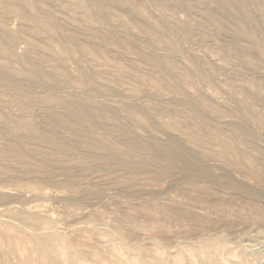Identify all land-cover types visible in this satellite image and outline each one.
<instances>
[{
  "label": "bare ground",
  "instance_id": "obj_1",
  "mask_svg": "<svg viewBox=\"0 0 264 264\" xmlns=\"http://www.w3.org/2000/svg\"><path fill=\"white\" fill-rule=\"evenodd\" d=\"M73 1H74L75 5L80 10H82V12L86 16L93 17L102 23H109L111 21L108 11L103 7L105 5L102 6L100 3V0H73ZM119 1H121L124 5H127L129 9L131 8L130 10H132L134 12V14L142 15L148 9V3L146 4L144 2V0H119ZM151 1H152V3L154 2V0H151ZM151 1H149V2H151ZM179 1L182 2L184 0H182V1L179 0ZM193 1H195V0H193ZM207 1L210 3L211 1H215V0H207ZM260 1H261V6L259 7V9H260L261 14L263 15L262 24L264 27V4L262 3L263 0H260ZM192 2L191 3L188 2V5L193 6ZM223 2L226 6L229 7V9L231 11L230 12L231 13L230 18L235 23V28H234L235 33L234 34H237V35L244 37L247 41V43H245V44H241L240 43L241 41H240L239 42L240 46H238V47L241 48L242 50L244 49L243 52H245V50L254 51L264 58V42L261 41L262 39H260V37L257 33V30H258V27L260 24H259V21H257L258 19L256 20L254 14L252 13L253 10L251 11V8H249L248 3L250 1L248 2V0H229V1L223 0ZM157 3H158L157 6L160 7L159 10H162L163 13L169 11L170 5H168L167 1L161 0L160 2L157 1ZM185 4H187V3H184V5ZM206 4H207V2H206ZM214 4H215V2H214ZM217 4L218 3H216V6H217ZM219 4L221 5L220 1H219ZM200 5H203V4H200ZM195 6H196L197 10L200 9L199 4H198L199 7H197V5H195ZM152 7H154L153 9H155L156 6H152ZM202 7H205V6H202ZM38 8H39V5H38ZM206 8L207 7H205L204 9H206ZM220 8H221V6H220ZM150 9L151 8H149V10ZM5 11H6L7 15L10 12H19L20 13L23 11V6L11 4L5 9ZM49 11L44 10V8L43 9L39 8V9L35 10L34 15H33V21L35 22V30L37 32L40 30L45 31L49 35L50 38H54L55 41L57 40L59 43H61V48L57 49V48H55L56 44H54V42H49L45 46H42V48L48 50L46 53L48 54L49 57H47V56L44 57V55H43L41 59H36V58L32 57L31 54L29 55L27 53V51L25 50L27 54L25 53V55L22 56V60H23V62H25L26 65H28V67H27V70H28L27 73L28 74L27 75L29 78V82H27L28 79L26 82H25V80H22L23 77H26L27 75L23 76L22 79H19V77H15L12 73L10 74L9 72H6V70H5V72L2 70L0 71L1 85H3L5 88L11 89V90H13L19 94V97H17L15 99V101L20 105V107L22 109L21 112L20 111L18 112L19 114L17 116H13V117H10V115L5 116V114L2 115L3 113L1 114V112H0V121L3 122L2 124H4V127L1 126V128L6 129V130L0 129V142L1 141L4 142L3 146L2 147L0 146V160H2V161L8 160L11 157L16 158L18 163L20 162V164H21V165H19L21 172H23L25 174H31L32 173L33 174L32 177L34 178V179L33 178L32 179L36 183L38 188H40L39 184H41V186H42V183L43 184L46 182L49 183L48 180L49 181L53 180L54 183L60 184L61 186H62V184H64L66 187L71 189V191H77V189L83 185V182H80V180H78V179H74L77 177H73V178L70 177L71 179H69L67 181L65 180V182L62 179H55L54 180L55 170H58V168L60 167L59 166L58 168H56L55 164L60 160L61 154H66L67 152H69V150L71 148L70 146H67L63 142L64 141L63 136L69 135L71 138H74V140L76 139L79 142H82L83 145L92 149L93 154L96 157V159L99 160L100 162L104 163V164L111 165V167H112V165H116L117 168L118 167L120 168V170L124 169L127 172H132L133 174L136 172H141V173L144 172V173H149V174L152 173V176H154V179L155 178L161 179V180L162 179H169V185L167 186L165 191H167V190L172 191V190H176V189H178L179 191L178 192L176 191L178 195H176V193L171 192V195L175 194L174 196H176V197H173V196L168 197L166 202H160V201H157L155 199V198H157V196H161V194L164 193L162 189L156 188L157 186L155 187L156 189H152V190H150L151 188L148 189L145 187H142V188L140 187V188H137L135 191H128V190L123 191V194L125 196H127V195L124 192L132 193V194L134 192V194L136 193L137 195H142V194L148 195V193H149L151 195L149 197H147L145 195L146 199L145 200L143 199L144 202H142V204H140V206H138V208H139V213H141L144 216L143 218H145V220L148 221V222H146L147 226L151 227V229H152L151 232L148 230L150 232L149 238H151V240H153L154 244L156 245L154 247L155 248L154 251L151 249L152 252L150 250H145L142 247L141 242H140V244L138 242L135 245H131V243L129 241L128 242L130 244H128L127 241L124 242L122 240L123 238L121 237V235H119L120 236L119 238H115L117 235L115 236L114 234L119 233L117 231V230H119V227L117 229H115L117 231L116 233H112L111 230H109L106 226H103L102 224H100V222H98L99 224L92 223L94 225H92V224L90 225L89 223H85V222H80V223H82V224L84 223V225L86 224L87 226L88 225L91 226L92 227L91 230L95 229L100 235L103 236L104 239H106V238L109 239L112 242V249L110 247L111 252H113V251L118 252L119 255H121V256L126 255V257H122L121 259H118V262L120 260H123V262H120V264H123V263H127V264H167L168 262H166V261L168 258H166L164 256L165 254L163 255V252H161V250L157 247V244L162 243V240L168 241V239H169L168 235L171 236L170 234L175 230V229L172 230V228H171L174 225H179V226L185 227V229H186L185 232H183L184 230L183 231L179 230V231L182 234L187 232L189 238L191 239L190 241H187V243H186L187 245L184 244L186 246V248L192 249L191 250L192 252H189V253H191V255L192 254L193 255L194 254L199 255V254L205 253V257L203 255L201 257L200 262L196 263V262H194L195 260L192 259L191 256L186 255V253H187L186 251L190 250V249L184 250L185 248L183 249L182 247H180L181 248L180 249L179 248L180 245L179 246L177 245L178 246L177 248H179V249H177V252H175V255L172 257L173 258L172 261L175 262L173 264H222L221 260H220V256L221 257L223 256V254H222L223 250L220 247L221 243H219V242H221V238H220L221 235L219 233L220 228L222 226L233 227V226L241 225L243 223L251 222V221L253 223L258 222L260 215L263 213V210H264L262 208V206L264 205V148L260 147V145H259L260 148H257V149H259L257 151V153L258 152L259 153L253 154V153H251V151L253 149L251 151H249L248 149H246V147L244 148L243 144H242L243 147L240 146L241 143L239 142V140L241 138L240 135L242 133L246 134L245 138H247V140H250L253 142H255V141L257 142L258 140H260L259 136L257 137V135H259V134H257V132L255 130L257 127H255V129H254L253 128L254 126L252 127V125H251L252 123L257 125L258 128H260L259 130H261L263 132L262 134H264V119H262V117H260L258 115L259 112L256 109H254L255 107L253 108L254 105L251 106L252 103L250 102L251 101V99L249 97L250 95H244L240 99L237 98V100L234 99V100H236L235 102H237V105H234V106H238L241 110H243V112H244L243 116H244V114H246L245 117H247V120H245V118H242V120H241V117H240V119H237L236 117L234 119L232 117H230L231 119H228L229 117H227L225 115L226 114L229 115L230 112L232 111V110L230 111V109L233 107L232 105L234 104V101L232 100V98L233 97L236 98L235 96H233V95L230 96V99L233 101V103H229L231 107L229 106L230 109H227L226 106L224 107L223 105L217 103L216 98L214 99L215 100L214 101L212 96H211L212 99H210V98L209 99L208 98L201 99V98H197V97L192 96L190 93H188L189 91L186 92V90L184 89L182 84L172 86L171 91H173L177 94L178 93L181 94L179 97H174V100L178 104L179 107H181L183 110H186L189 113H191L193 118H196V120H198V121L204 122L207 126H209V127L214 126V127H212L213 129H211L209 131L208 135L205 137L196 131L194 134H191L192 131L189 132V130H191V129H188V130H185V129L182 130L181 129L182 131L180 133H168L166 138L165 137L163 138L162 135H160V136H162V138H161L160 136L158 137V135H156L157 137L154 136L155 134H153V135L148 134V136H146V135L143 136V135L138 134V133H132L133 132L132 128H135V127L131 128V126H130V123H131L130 116H132V115H130V116L128 115L129 117H123L122 114L120 113V107L117 104H112V103L110 104L109 102H107L103 98V94L105 92L104 86L100 85V83H98V80L93 79L87 70L80 69L78 72V75L74 76L73 74L69 73L67 70H65L63 68L64 67L63 66L64 61L66 59L73 58L75 55L76 49L84 43V41H82V40H83V38H85L87 33L83 29L69 30L67 32H63L60 24L57 22V18L55 19L54 15L51 13L52 11L51 10H49ZM205 11H207V10H205ZM238 11L240 13H238ZM154 12H156V11L154 10ZM181 12H183V11H181ZM4 15H1V16H4ZM218 16H220V15H218ZM218 16H216L215 18H212V19L210 18V22L212 23V25L215 28V33L213 32L214 36H216V38L221 37V39H222V36L226 35V33L224 34L222 32L223 28H225V27H223L224 26L223 25L224 22L222 21L223 19H221ZM161 19H162V17H161ZM181 22H183V21H181ZM18 23H19V21H18ZM176 23L177 22H174V24H176ZM87 24H89V23H87ZM229 25H230V22H229ZM225 26H227V25H225ZM193 27H194V24H193ZM231 27H233V25ZM113 28H115V27H113ZM142 28L146 33L145 36L150 40V42H155V43L159 42V43H163L167 47L176 48L175 42H173L170 39V37L168 36L166 29H165V25L160 19L156 18L154 22L145 23ZM188 28L190 29V26ZM109 29H110V31L103 34V35H100L101 37L98 35V37H100V39H101L100 42H103L100 44L107 43V42L111 41L112 38L117 36L116 32H118L119 30L115 31V32L112 31L111 25H110ZM193 29L194 28H192V30ZM210 31L212 32V30H209V34H210ZM205 32L208 33V29ZM118 34H119V32H118ZM194 34H195V31H194ZM227 36H231V35H227ZM87 37H89L87 39L90 42H91V40H93V38L90 40V36H87ZM137 37H140V36L137 35ZM236 38H238V37L236 36ZM94 39H96V38L94 37ZM227 39H230V38H226L225 40H227ZM16 40H17V36L11 35L6 30L5 31L0 30V46L4 50L11 51V48L14 46L13 44H14V42H16ZM88 40H86V41H88ZM182 40L184 41L185 39L182 38ZM227 41L229 42L231 40H227ZM234 41H236V39H234ZM235 43H237V41ZM97 44H99V43H97ZM231 44H233V43H231ZM40 45L41 44L37 43V44H35V47L40 48L41 47ZM182 45L183 44L181 43V46ZM105 46L107 47V44ZM184 46H186V43ZM201 46L202 45H200V47ZM104 47H102V48H104ZM177 47L180 50L183 49L184 51H185V49H187V48H184L183 46L181 48L179 46V44ZM102 48H100L99 52L105 57L106 61H108L107 63H111V65H112V62H109L111 60V57L109 58V55H108V53L110 52L111 49L108 52L107 50L102 49ZM138 48H140V47H138ZM212 48H213V46H212ZM158 49L159 48H157L156 51ZM202 49H200V50H202ZM62 50L65 52L66 55L62 53ZM206 50H207V48H206ZM214 51H215V49H214ZM216 51L218 53L219 50L216 49ZM216 51H215V53H216ZM186 53H188V49H187ZM119 54H120V51H119ZM177 54H179V53H177ZM188 55H189L190 59L194 61L195 64L189 68H184L181 70L173 69V67L169 63V62H171L172 59L169 61L167 54H164V52L159 53V52L154 51V52L150 53L148 56L146 55L147 56L146 59L149 61V63L155 69H157L161 73L162 77H164V78H176L178 76H182V77L196 79V76H198L200 74L201 75L200 77L206 79L207 81H212V73L211 72L213 70L211 71V69L208 70V69L203 68L204 64L206 65L208 62L205 63L204 60L200 61L199 59H197L196 57H194L190 53H188ZM227 55H226V57L229 56V55L228 56ZM52 56L56 58V60L59 63V66L55 69H47V67H46L47 65L45 66V62L47 61L48 58H50ZM235 56H236V54H235ZM247 56H248V54H247ZM113 57H116V56H113ZM241 57H243V56H241ZM125 59L127 60V58H125ZM204 59H205V57H204ZM246 59L248 61V58H246ZM225 60H228V59L226 58ZM234 60H235V58H234ZM171 63H173L172 65H178L177 64L178 61L173 60ZM241 63H242V61H241ZM115 65L118 67L116 70L122 69V71H125L124 70L125 67L121 63L117 62V63H115ZM132 65H135V64H132ZM242 65H243V63H242ZM112 66L114 67V65H112ZM240 66H241V64H240ZM136 67L137 66H135V68ZM248 68H249V66H248ZM217 70H219V69H217ZM110 71H111V69H110ZM14 72L16 74L15 70H14ZM92 73H93V71H92ZM214 73L216 74V71ZM234 73H232V74H234ZM244 73H246V72H244ZM241 75H239V76H241ZM213 77H214V75H213ZM224 77H226V76H224ZM227 78H225V79H227ZM173 81H175V80H173ZM228 81H230V80H228ZM232 81L230 82V84H232ZM215 82H216V80H215ZM226 83H228V82H226ZM108 84H111V83H108ZM234 85H235V83H234ZM66 87L70 88V90L65 89ZM75 87H78V88L81 87L82 90L80 89L81 91L77 92L75 90L76 89ZM250 87H251V85H250ZM37 88H41L38 90V93L40 92V90H42V92L45 93V95H46L47 91H49V92L51 91L50 92L51 94L50 93L48 94L49 96L44 97V99L48 100L50 102V104H48L45 101L47 104H46V106L44 105V109H45L43 111L44 114L41 115L42 118L40 120L39 119L37 120L35 118H31L30 113L27 114V111L31 110V109L26 110V108L28 106L27 104H29V101L32 102V104H33V102L37 101V103H38V101H41V97L43 95H39L36 92ZM72 88H75V89H72ZM185 88H187V87H185ZM248 88H249V86H248ZM257 88L258 89L256 90L255 95H257L258 97L264 96L263 95L264 94V85L258 86ZM64 89L66 91L68 90L67 94L65 92H64L65 94H63L62 91ZM110 89H111V92L113 94H116V95L119 94V96L121 95V92H119L120 89L118 90L114 86H111ZM222 89H224V88H222ZM227 89H229V86ZM235 89H237V88H235ZM121 91H122V89H121ZM237 91H236V93H237ZM241 91H243V90H241ZM60 92H62V94H60ZM112 93H111V95H112ZM124 93L125 92H123V95H124ZM162 93H163L162 89H159L157 91L158 96H161ZM90 95H91L92 99H93V97L95 99L94 100L88 99V98H90V97H88ZM234 95H235V93H234ZM206 96H208V95H206ZM104 97L106 98V96H104ZM122 98H123V100H122ZM125 98H126V96H125ZM125 98L121 97L120 99L124 102ZM44 99L42 98V101ZM117 99H119V98H116V100ZM138 99L141 100L140 97L134 99L135 100L134 102H132L133 100L131 102L129 100V102L132 103L130 105V107L133 108L131 112L132 113L133 112L134 113H136V112H143L144 113L145 112V113H147V116H148L147 118L151 122V124L156 123L155 114L153 115V113H152L153 110L150 111V109L154 108V110L158 111L162 108H166L165 107L166 105H163V103L159 102V104H152V105L149 104L151 106L147 107L145 104H143V102L139 101ZM262 99H263V97H262ZM119 100H118V102L121 103L122 101H119ZM11 101H12V99H11ZM13 102H14V100H13ZM16 102H14V103H16ZM126 102H125V104H128V102L127 103ZM219 102L221 103V101H219ZM32 104H30V105H32ZM255 105H257V104H255ZM0 106H1V108L2 107L4 108V106H2V105H0ZM42 106H43V104H42ZM9 108H11V107H9ZM41 108H43V107H41ZM0 110L3 111L2 109H0ZM32 111H34V110H32ZM32 111H30V112H32ZM234 112H236V111H234ZM180 113H182V112H180ZM35 114H36V112H35ZM28 115H30V116H28ZM222 115H224L225 118L227 117V119L220 120L218 117L221 116V118H222ZM230 115H232V113ZM37 117H39V116H37ZM98 117H109V118H111L115 124L114 126L118 127L121 130V131L119 130V132H122L123 137H125L127 140L130 141L133 151L127 150V149L122 147V145H123L122 142H124L123 141L124 138L119 136V135L115 134V135H112L111 137H108L106 135L107 137H102V138L94 136V134H92V131L95 127V123H97ZM185 118H186V116H185ZM138 121L140 123H142L141 119L140 120L138 119ZM162 123H163V121H162ZM183 124H185V123H183ZM147 129H149V128H147ZM116 131H118V130H116ZM19 135L21 137L26 136L27 138H25V139H28V137H29V139H33L36 143L35 146L31 145L30 148L28 146V149L22 148L19 144L20 142L16 138V136L18 138H20ZM260 137H262V136H260ZM242 139H244V138H242ZM23 140H24V138H23ZM247 140H245V141H247ZM261 140H264V139L261 138ZM21 141H22V138H21ZM260 141H258V144H260ZM262 142L263 141H261V143ZM32 143H34V142L32 141ZM45 143L48 145L49 144L53 145L52 149L54 148V152H52V153L46 152L47 151L46 149H45L46 151L44 149L40 151V149L36 146L38 144L43 145ZM248 143H250V142L248 141ZM250 144H252V143H250ZM254 144L255 143H253V145ZM0 145H2V144L0 143ZM26 145H28V144L25 143L24 146H26ZM256 145H257V143H256ZM102 149H106L107 151H104ZM50 151H51V149H50ZM144 151H147V152H144ZM97 160H96V162H97ZM64 162H65V160H64ZM65 164H66V162H65ZM0 165H1V162H0ZM58 165H60V164L58 163ZM8 167L10 168V166H8ZM61 167H63V166H61ZM75 167L76 166H74V168ZM14 168H15V166H14ZM71 168H73V167H71ZM5 169L8 170L6 168V166L4 167V171H5ZM67 169H70V168H67ZM216 169H218L219 171H217ZM20 170L17 169V172H19ZM0 171L2 172V170H0ZM14 171H16V170H14ZM37 171H43L44 174H41L42 172L40 173ZM62 171L64 172V170H62ZM35 172H37V173L34 174ZM123 172H125V171H123ZM15 173H13V174L15 175ZM8 174H9V172H8ZM137 174L139 175V173H137ZM124 175L126 176V174H124ZM12 176L13 175H10L9 177L12 178ZM17 176L19 177V175H17ZM22 176H23V174H21V177ZM27 176H29V175H27ZM65 176H66V174H65ZM56 177L57 176H55V178ZM62 177H60V178H62ZM13 178H15V177L13 176ZM3 179H5V177ZM251 179H254V181H255L254 184H252L253 181L251 183L249 182V180L251 181ZM19 180H20V178H19ZM97 181L98 180H96V182ZM14 182H15V180H14ZM19 182H17V184ZM90 182H93V180L92 181L90 180ZM90 182H87V183H90ZM134 182H135V179H134L133 183ZM51 183L53 185V182H51ZM87 183H86V185H84L85 186V190H84L85 193H84V191H81V189H80V191L83 192L80 194V197H87L88 195H91L92 197H96V198H104L102 196L104 193L103 189H105V187L103 189L100 188L101 187L100 184L103 182H101L100 184L97 182V184H99V187H98V185H94L93 183H92V186L91 185L89 186V184H87ZM142 183H143V181H142ZM138 184H140V183H138ZM104 185H105V183H104ZM129 185L131 186V184H129ZM158 185H159V183H158ZM55 187H58V186H55ZM102 187H103V185H102ZM117 189H119V188H117ZM6 191H8V190H6ZM105 191H106V189H105ZM10 192H8V193H10ZM167 192H169V191H167ZM74 193L75 192H73V194ZM105 193H108V192L106 191ZM111 193H113V195H114V192H111ZM118 194H122V193H118ZM118 194H115V195L117 196ZM124 195H122V199H124L123 198ZM164 195H167V194L164 193ZM56 196H57V194H56ZM168 196H170V195H168ZM53 197H55V195H53ZM119 197H116V199ZM165 197L167 198V196H165ZM103 200H105V199H103ZM103 200H101V201H103ZM110 200H113V199H110ZM34 201H36V200H34ZM259 201L262 204H260ZM12 205H13V203H12ZM119 205H121V204H119ZM22 207H23V205H22ZM24 209L18 211L14 217L12 216L14 218V220H9L6 224L14 225V226L18 227L19 229L20 228L23 229L25 227L24 230L26 229V226L28 228L30 226L35 228V229H33V231H31L30 234L28 233V231L30 229H28L27 234H25V231H24V235L26 237L29 235V238L31 237V239L34 241L33 246L35 245L34 247H36V249L33 248V252H34V250H36V251L38 250L41 253L40 254L37 251L39 253V255L42 256V258L40 257L41 260H39L40 264H86L87 262H89V260L87 261L85 259V256L87 259H88V256L89 257L91 256V258L93 259V260L91 259L92 262L96 261L94 259L96 258L95 252L97 250L95 249V246H94V248H91V246L93 247V245H95V244L92 245V243L94 242L93 240H94L95 236L92 240V243L87 242L88 240L86 239V236H87V238H90L89 237L90 235L88 234L89 232L87 233L86 236L82 235V236H84L83 238H85L86 240L82 239V237L79 236V234H85V231L88 230L84 227V225L82 226V224H78L79 228L78 227L75 228L76 229L75 231H77L79 233V234L75 233L76 235L78 234V236H77L78 238L74 237L75 234L73 235L74 238H68L69 236L68 237L67 236L62 237L65 235L60 236L59 234H55L51 231H50L51 233H49V231H47L48 233H46L44 231L40 232L39 228L43 224L45 225V223L48 222V217L42 216V214H41L42 212H40L38 210H37V212H38L37 213L36 211L35 212H32V211L28 212V210L26 211ZM78 209H79V207H78ZM60 210H61V208H60ZM116 213L117 214H115L114 219L116 220V222L119 223L118 224L119 226H123L126 228L125 230H127V232H128L127 234H129V236L131 235V232H132V235H134L136 232H138V234H139V232L142 231L144 229V227L146 226V224H144V226H143V222H144L143 220H142L143 222L140 224H138L137 222L135 223L134 221L137 220L136 216H134L132 214H128V212L124 213L122 210H119V211L117 210ZM139 213H137V214L139 215ZM104 214H105V212H104ZM141 214H140V216H141ZM63 215H65V214H63ZM105 215H103V216H105ZM140 216H138V217H140ZM65 217H66V215H65ZM65 217H63V218H65ZM90 220L92 221V219H90ZM89 221H87V222H89ZM95 223H97V222L95 221ZM133 223H135V224H133ZM109 224H111V223H109ZM109 224H106V225H109ZM114 225H115V223H114ZM75 226H77V225H75ZM112 226H113V224H112ZM108 227L110 228V226H108ZM73 228H71V229L73 230ZM87 228H89V227H87ZM75 231L73 230V232H75ZM145 231H147V230H145ZM73 232H72V234H73ZM113 232H115V231H113ZM133 232H135V233L133 234ZM13 236L11 235V233H8L7 231H0V237L3 238V240H4V242H2V244H0L1 245L0 246V264H7L9 261L11 262V260H12L11 254H13V251L14 252L16 251L15 250V240L13 241ZM166 237H168V238H166ZM129 239H131V237ZM90 240H91V238H90ZM57 243L61 244V246H62V247H58L59 250L56 249ZM100 243L101 242L98 243V241H97L98 245ZM105 245H106V241H105ZM107 245L110 246L109 244H107ZM126 245H128V248L126 247ZM247 245H249V244H247ZM102 246H103V244H102ZM129 246H131V248H129ZM98 247H100V246H98ZM22 248L25 249V246H23ZM100 248H102V247H100ZM94 249H95V251H94ZM98 250H99V248H98ZM101 250L102 249H100V251H99L100 253L98 252L100 255L103 252V250H102V252H101ZM23 251H25V250H23ZM23 251H22V253H24ZM172 251H174V250H172ZM260 251L261 250H259L258 252H260ZM17 252H18V249H17ZM106 252H107V250H106ZM234 252H235V250H234ZM241 252H245V251H241ZM26 253L27 252H25L24 254H26ZM122 253L124 255H122ZM29 254H30V251H29ZM171 254H172V252H171ZM183 254H185V255H183ZM255 254H256V251H255ZM261 254H262V252H261ZM39 255H38V257H39ZM93 255H95V258H93L94 257ZM111 255H114V254H111ZM101 256H104V255H101ZM249 256H251V255H249ZM257 256L261 257L260 254H257ZM29 257H31V256H29ZM116 257H117V255H116ZM31 258L34 259L33 257H31ZM31 258H30V261L32 260ZM101 258H99V259H101ZM103 258H102V260H103ZM169 258H170V256H169ZM106 259H107V257H106ZM102 260H101V262H104ZM37 261H38V258H37ZM170 261H171V259H170ZM26 262H28V260ZM92 262H91V264H92ZM96 263H97V261H96ZM21 264H23V263H21ZM94 264H95V262H94ZM97 264H99V263H97ZM100 264H103V263H100ZM253 264H255V262H253Z\"/></svg>",
  "mask_w": 264,
  "mask_h": 264
},
{
  "label": "rangeland",
  "instance_id": "obj_2",
  "mask_svg": "<svg viewBox=\"0 0 264 264\" xmlns=\"http://www.w3.org/2000/svg\"><path fill=\"white\" fill-rule=\"evenodd\" d=\"M149 1H151V0H144V2L146 4L148 3L147 11H145L142 15H138V14H134V12L132 10H130L131 8L129 9L127 5H124L119 0H100L101 5L102 6L105 5L103 7L108 11V13L110 15V19H111V21L109 23H102V22H100L99 20H97V19H95L93 17L86 16L82 12V10H80L75 5L73 0H0V18H1L0 19V22H1L0 23V30H4V31L6 30L11 35L17 36V40H16V42H14V44H13L14 46L11 48V51L4 50L0 46V71L2 70V71L5 72V70H6V72H9L10 74L12 73L15 77H19V79H22L23 76H26L28 74L27 73L28 72V70H27L28 65H26L25 62H23V60H22V56L25 55L26 51H27V53L29 55L31 54L32 57H34L36 59H41L43 55H44V57L45 56L49 57L48 54L46 53L48 50L42 48V46H45L49 42H54V44H56L55 48H57V49L61 48V43H59L57 40L55 41L54 38H50L49 35L45 31H41L40 30V31L37 32L35 30V22L33 21L34 12H35L36 9H39V8L43 9L44 8V10H46V11H49V10L52 11L51 13L54 15L55 19L57 18V22L60 24L61 29H62L63 32H67L69 30H77V29H83L84 31H86L87 35L82 40V41H84V43L80 47H78L76 49V52H75V55H74L73 58H69V59H66L64 61V63H63L64 67L63 68L65 70H67L69 73L73 74L74 76L78 75V72H79L80 69L87 70L88 73L90 74V76L93 79L98 80V83H100V85L104 86V91H105L104 94L105 95L103 94V98L107 102H109L110 104L111 103L112 104H117L120 107V113L122 114L123 117H129L130 115H132V116H130L131 123H132V124L130 123V126H131V128L135 127V128H132V130H133L132 133H138V134H141L143 136L144 135L148 136V134L149 135L150 134L151 135L155 134L154 136L158 135V137H159L160 135H162L163 138L164 137L166 138L168 133H180L184 129L185 130L191 129V130H189V132L192 131L191 134H194L195 131H196V132H199L201 135L206 137L208 135L209 131L211 129H213L212 127H214V126L209 127L204 122L196 120V118H193L191 113H189L188 111L183 110L181 107H179L178 104L174 100V97H179L181 94L180 93L177 94V93L171 91V87L172 86H176V85H181V84L184 87V89L186 90V92L189 91L188 93H190L192 96L197 97V98H201V99H205V98L212 99L213 98V100H214L216 98V102L221 104V105H223L224 107L226 106L227 109H230V107H231L229 103H233V101H234V104L232 105L233 107L230 109V111L232 110L230 112V114L232 113V115H230V114L229 115H227V114L225 115L224 114L225 116L229 117L228 119H231L230 117H232L233 119L235 117L237 119H240V117H241V120H242V118H245V120H247V117H245L246 114H244V116H243V113H244L243 110H241L238 106H234V105H237V102H235L237 100V98L240 99L244 95H250L249 96L250 99H251L250 102L252 103L251 106L254 105L253 108L255 107L254 109H256L259 112L258 115L260 117H262V119H264V96L258 97L257 95H255L256 90L258 89L257 87L264 85V58L262 56H260L258 53L254 52V51L245 50V52H243L244 49L242 50L241 48L238 47V46H240V43L241 44H245V43H247V41H246V39L244 37H242L240 35H237V34H234L235 33L234 32L235 23L230 18L231 17L230 16L231 15V13H230L231 11H230L229 7L224 4L223 0H215V1H211L210 3L207 0H197V1L196 0L195 1H193V0H184V1H182L181 0L183 3L180 2L179 0H170V1L169 0H164V1H167L168 5H170L169 6V11L168 12H164V13H163L162 10H159L160 7L157 6V4H158L157 1L160 2L161 0L160 1L159 0L155 1L154 0V2L156 4L154 2L152 3V1L151 2H149ZM219 1H220L221 5L219 4ZM226 1H229V0H226ZM188 2L189 3L192 2L194 7L192 5H188ZM206 2H207V4H206ZM214 2H215V4H214ZM248 2L250 3V4L248 3L249 8H251V11L253 10L252 13L254 14L256 20L258 19L257 21H259L260 25L258 27L257 33H258L260 39H262L261 41L264 42V27H263V24H262L263 15L261 14L260 9H259V7L261 6V1L260 0H248ZM184 3H187V4L184 5ZM216 3H218L217 6H216ZM262 3L264 4V0H263ZM11 4L22 5L23 6V11L20 12V13L19 12H10L7 15L5 9ZM198 4L200 6V9L197 10L195 5H197V7H199ZM200 4H203V5H200ZM38 5H39V8H38ZM152 6H156L157 8L155 7V9H153L154 7H152ZM202 6H205L207 8L204 9L205 7H202ZM220 6H221L222 9L220 8ZM149 8H151V9L149 10ZM154 10L156 12H154ZM205 10H207V11H205ZM181 11H183V12H181ZM238 13H240V12L238 11ZM217 14L220 15V16H218ZM1 15H4V16H1ZM216 16H218L221 19H223L222 21L224 22L223 23V25H224L223 27H225V28H223L222 32L224 34L226 33V35H223L222 39H221V37L220 38L217 37L218 38L217 39L216 36H214L215 28L212 25V23L210 22V18L212 19V18H215ZM161 17H162V19H161ZM188 17L189 18L191 17V18L189 19ZM156 18L160 19L164 23L166 32H167L168 36L170 37V39L173 42H175L176 48L167 47L163 43H159V42H156V43L155 42H150V40L145 36L146 33L143 30V28H142L143 25L145 23H148V22H154ZM18 21H19V23H18ZM181 21H183V22H181ZM174 22H177V23L174 24ZM229 22H230V25H229ZM87 23H89V24H87ZM193 24H194V27H193ZM110 25H111V28H112L111 30L114 31V32L119 30L118 31L119 34H118V32H116L117 36L112 38L111 41H109L107 43H104V44H100V43H103V42H100V40H101L100 39V37H101L100 35H103V34L109 32L110 31V29H109ZM225 25H227V26H225ZM232 25H233V27H231ZM189 26H190L191 30L188 28ZM113 27H115V28H113ZM192 28H194V29L192 30ZM207 29H208V33L205 32V31H207ZM209 30H212V32L210 31V34H209ZM194 31H195V34H194ZM98 35L100 37H98ZM137 35L140 36V37H137ZM227 35H231L233 38L231 36H227ZM87 36H90V40L92 38H93V40H91V42H90L87 39V38H89ZM236 36L238 38H236ZM94 37L97 40L94 39ZM182 38L185 39L186 41L185 40L183 41ZM226 38H230V39H227V40H231V41L228 42L227 40H225ZM234 39H236L237 43H235L236 41H234ZM86 40H88V41H86ZM96 42L99 43V44H97ZM37 43L41 44L40 48H36L35 47V44H37ZM181 43L183 44L182 46L184 48L188 49V53L192 54L194 57H196L200 61L204 60L205 63L208 62L206 65L204 64L203 68L204 69H208V70L211 69V71L213 70L212 72L210 71L212 73V81H207L206 79L200 77L201 76L200 74L198 76H196V79L182 77V76H178L176 78H164V77H162L161 73L157 69H155L149 63V61L146 59L147 56L150 53L154 52V51L155 52H159V53H161V52L163 53L164 52V54H167V56L169 58V61L171 59H172L171 62L173 60L174 61H178V63H177L178 65H172L173 63L169 62L170 65L173 67V69L181 70V69H184V68H189V67L193 66L195 63H194L193 60L190 59L188 53H186L187 49H185V51H184L183 49L180 50L177 47L178 44H179V46L182 48ZM185 43H186V46H184ZM231 43H233V44H231ZM106 44H107V47L105 46ZM199 44L202 45V46L200 47ZM212 46L215 49V51H216V49L220 51L223 47L224 48L220 52L218 51V53H217V51H216V53H215V51L212 48ZM102 47H104V48H102ZM138 47H140V48H138ZM100 48L105 49L108 52L111 49L110 52L108 53L109 58L111 57V60L109 62H112V65H114V67L111 65V63H107L108 61H106L105 57L99 52ZM157 48H159V49L156 51ZM206 48H207V50H206ZM200 49H202V50H200ZM118 50L120 51V54H119ZM62 53L65 54V52L63 50H62ZM177 53H179V54H177ZM235 54H236V56H235ZM247 54H248V56H247ZM112 55L116 56V57H113ZM226 55L229 58L226 57ZM241 56H243V57H241ZM204 57H205V59H204ZM233 57L235 58V60H234ZM125 58H127L128 61ZM226 58L228 60H225ZM246 58H248L249 62L247 61ZM241 61H242L243 65H242ZM117 62L121 63L125 67L124 70L126 72L122 71V69L116 70L118 67L115 65V63H117ZM132 64H135V65H132ZM240 64H241V66H240ZM45 66L47 67V69H55V68H57L59 66V63L56 60V58L52 56V57L47 59V61L45 62ZM135 66H137V67L135 68ZM248 66H249V68H248ZM110 69H111V71H110ZM217 69H219V70H217ZM14 70L16 71V74H15ZM92 71H93V73H92ZM215 71H216L217 75L214 73ZM243 71L246 72V73H244ZM232 73H234V74H232ZM222 74L224 76H226V77H224ZM213 75H214V77H213ZM239 75H241V76H239ZM225 78H227V79H225ZM27 79H28V81H27ZM22 80H25V82L26 81L29 82L28 75L26 77H23ZM173 80H175V81H173ZM215 80H216V82H215ZM228 80H230V81H228ZM225 81L228 82V83H226ZM231 81H232V84H230ZM108 83H111L112 85L108 84ZM234 83H235L236 86L234 85ZM250 85H251V87H250ZM109 86L110 87L114 86L118 90L120 89L119 92H121L122 96L121 95L119 96V94L118 95L113 94L111 92V89H110ZM228 86H229V89H227ZM248 86H249L250 89L248 88ZM185 87H187L188 89L185 88ZM234 87L237 88V89H235ZM75 88H72V89H75L77 92L82 90L81 87L80 88L75 87ZM222 88H224V89H222ZM39 89H41V88H37L36 89L37 93H38ZM65 89H69L70 90V88H68V87H66ZM121 89L126 94L124 93V95H123V92L121 91ZM159 89L163 90V93H162L161 96L157 95V91ZM64 90L62 91L63 94H65V93L67 94L68 90L67 91L66 90L64 91ZM241 90H243V91H241ZM236 91H237V93H236ZM50 92L47 91L46 95H45V93H43L42 90H40V92L38 94L39 95H43V96L42 97L40 96L41 97V101H38L39 104L37 103V101L33 102V104H32V102L29 101V104H27L28 106H27L26 110L27 109H31V110L27 111V114L30 113L31 116L30 115H28V116H30L31 118H35L37 120L38 119L40 120L42 118L41 115L44 114L43 111L45 110L44 109V105L46 106L47 103L50 104V102L48 100H45L44 97L49 96L48 94ZM62 92H60V94H62ZM16 93L17 92H15V91H13L11 89L5 88L3 85H1V81H0V105L4 106V108L3 107L1 108V106H0V109H2L4 111L3 112V111L0 110L1 114L3 113L2 115L5 114V116L6 115H8V116L10 115V117H13V116H17L19 114L18 113L19 111L21 112L22 109H21L20 105L15 101V99L17 97H19V94L18 93L16 94ZM111 93H112V95H111ZM234 93H235V95H234ZM206 95H208V96H206ZM231 95L236 97V98H234V97L232 98L231 97L233 101L230 99ZM104 96H106V98ZM125 96H126L127 99L125 98ZM211 96H212V98H211ZM88 97H90L88 99H92L91 95L88 96ZM121 97H124L126 100L124 99V102H123L122 101L123 98H122V100L120 99ZM139 97H140L141 100H139V99L138 100L143 102V104H145L147 107H150L152 104H159V102L163 103V105H166L165 106L166 108H162V109H160L158 111L154 110V108L150 109V111L153 110V112H152L153 115L155 114V119H156V123L157 124L156 123H152L151 124V122L147 118L148 117L147 113H145V112L144 113L143 112H136V113H134V112L132 113L131 112L133 108L130 107V105L132 104L130 102L132 100H133L132 102H134L135 101L134 99L139 98ZM262 97H263V99H262ZM42 98L44 99L43 101H42ZM116 98H119L120 100L119 99L116 100ZM11 99H12V101H11ZM94 99L95 98L93 97L92 100H94ZM234 99H236V100H234ZM13 100L17 104L14 103ZM118 100L122 101V102L120 103V102H118ZM129 100H130V102H129ZM126 101L128 102V104H125ZM219 101H221V103ZM254 103L257 104V105H255ZM30 104H32L33 106L30 105ZM42 104H43V106H42ZM149 104H151V105H149ZM9 107H11V108H9ZM41 107H43V108H41ZM32 110H34V111H32ZM30 111H32V112H30ZM234 111H236V112H234ZM35 112H36V114H35ZM39 112L40 113L42 112V113L40 114ZM180 112H182V113H180ZM224 115H222V118H221V116L218 117V118L220 120L227 119V117L225 118ZM37 116H39V117H37ZM185 116H186V118H185ZM138 119L139 120L141 119L142 123H140L138 121ZM162 121H163V123H162ZM2 123L3 122L0 121V129L6 130L5 128H1V126L4 127V124H2ZM183 123H185V124H183ZM114 125L115 124H114V122H113V120L111 118H109V117H98L97 118V123H95V127H94V129L92 131V134H94V136L99 137V138L107 137V136L111 137L112 135H115V134L123 137L122 132H119L120 129L118 127L114 126ZM251 125H252V127L254 126L253 127L254 129H255V127H257L255 129L257 134H259V135H257V137L259 136L260 140H261V138L264 139V134H262L263 132L261 130H259L260 128H258V126L253 124V123ZM147 128H149V129H147ZM116 130H118V131H116ZM243 134L244 133H242L240 135L241 136V138L239 140V142L241 143L240 146H242V144H243L244 148L246 147V149H248L249 151H251L253 149L251 151V153H253V154L254 153L258 154L259 153V152L257 153V151L259 150L257 148H260V147L264 148V140H261V141H263L262 143H261L260 140H258V141H260V144H258V141L257 142L256 141L253 142V141L247 140V138H245L246 134H244V135ZM162 136H160V137L162 138ZM260 136H262V137H260ZM19 137L20 138H18L16 136V138L20 142L19 143L20 146L22 148H24V149L25 148L28 149V146L30 148L31 145L35 146V144H36L35 141L33 139H29V137H28V139H25V138H27L26 136H24V137L22 136L21 137L19 135ZM21 138H22V141H21ZM23 138H24V140H23ZM123 138H124L123 139L124 142H122V144H123L122 147L127 149V150H132V145H131L130 141L127 140L125 137H123ZM242 138H244V139H242ZM63 140H64L63 142L67 146H70L71 148H70L69 152H67L66 154H61L60 160L55 164L56 168H58L59 166L60 167L58 168V170H55L54 180L55 179H62L65 182V180L67 181V180H69V179H71L73 177H77V178H74V179H78V180H80V182H83V185L80 186L81 185L80 184L79 186L81 188L79 187L77 189V191H71V189L66 187L64 184H62V186H61L60 184L54 183L53 180H51V181L48 180L49 183L46 182L47 184L46 183H44V184L42 183V186H41V184H39L40 188H38L36 183L33 181V179H34L32 177L33 174L32 173L31 174H25V173L21 172L20 166H19L21 164H20V162L18 163L16 158L11 157L10 158L11 160L8 159L9 161L8 160H3V161L0 160V162H1L0 170H2V172H3L2 173L0 171V231H7L8 233H11L12 236L14 235L13 236V241L15 240V250H16L15 252L13 251V254H11V256H12L11 257V259H12L11 262L9 261L7 264H21V263H23V264H36V263L38 264L39 263L40 264L39 260H41V258H42V256L39 255L40 252L38 250L37 251L39 253L36 250H34V252H33V248L36 249V247H34L35 245L33 246L34 241L31 239V237L29 238V235L27 237L24 235V231H25V234H27L28 229H30L28 231V233L30 234L31 231H33V229H35L34 227L30 226L28 228L26 226V229L24 230L25 227L23 229H21V228L19 229L18 227L14 226V225L6 224L9 220H14L13 217L16 215V213L18 211H20V210H23L24 208H25L24 210H26V211L28 210V212L29 211L30 212L31 211L32 212H35V211L37 212V210H38V211L42 212L41 213L42 216H44V217L47 216L48 217V222L45 223V225L43 224L40 227L41 229L39 228L40 232L44 231V232L48 233L47 231H49V233L53 232L55 234H59L60 236L61 235H65V236H62V237H66V236L68 237L69 236L68 238H74V237L78 238L77 236H78L79 233L77 231H75L76 230L75 228L76 227L79 228L78 224H82L80 222L89 223L90 225L92 223L99 224L98 222H100V224H102L103 226H106L109 230H111L112 233H116L117 231L119 232V233L114 234L115 236L117 235L116 237L113 235L115 238H119L120 237L119 235H121V237L123 238L122 240L124 242L125 241H127V242L129 241L131 243V245H135L138 242L140 244V242H141V245H142V247L145 250H150L151 251V249H152L154 251V249H155L154 247L156 245L154 244V241L151 240V238H149V234H150L152 229H151V227L147 226L146 222H148V221L145 220V218H143L144 216L141 213H139V208H138V206H140V204H142V202H144V200L146 199V196L149 197L151 195L149 193H148V195L147 194L137 195L136 193L134 194V192H133V194L132 193H128V192H124L127 195V196H125L123 194V191H127V190L128 191H135L137 188H140V187L141 188L145 187V188H148V189L151 188L150 190L156 189V188L162 189L163 192L165 194H167V195H164V193H162L161 196H157V198H155V199L157 201H160V202H166L168 197H171V196L176 197V196H174L175 194L171 195V192L172 193H176V195H178L177 192L179 190L178 189L172 190V191L171 190H167L169 192L165 191L167 186L169 185V179H162V180L161 179H156V178L154 179V176H152V173L149 174V173H144V172L143 173L136 172V173L133 174L132 172H127L124 169L120 170V168L119 167L117 168L116 165H112V167H111V165L104 164V163H102V162H100L99 160L96 159V157L93 154V150L92 149H90L89 147L83 145L82 142H79L76 139L74 140V138H71L69 135L68 136L64 135L63 136ZM245 140H247V141H245ZM27 141L29 143L30 142L31 143L29 144ZM32 141L34 143H32ZM248 141L250 143H252V144L248 143ZM0 143L2 144V145H0L2 147L4 142L1 141ZM25 143H27L28 145L24 146ZM253 143H255V144L253 145ZM256 143H257V145H256ZM259 145H260V147H259ZM36 146L40 149V151L43 150V149L44 150L46 149L47 150V151L45 150L46 152H50V153L54 152V148L52 149L53 145H50V144L48 145V144L45 143L43 145L38 144ZM50 149H51V151H50ZM102 150L107 151L106 149H102ZM144 152H147V151H144ZM64 160H65L66 164H65ZM96 160H97V162H96ZM58 163L60 165H58ZM5 166H6V168L8 170L5 169V171H4V167ZM8 166H10V168ZM14 166H15V168H14ZM61 166H63V167H61ZM74 166H76V167L74 168ZM66 167L70 168L71 170L67 169ZM71 167H73V168H71ZM17 169L20 170V171L17 172ZM14 170H16V171H14ZM62 170H64V172ZM122 170L125 171V172H123ZM216 170L219 171L218 169H216ZM8 172H9V174H8ZM37 172H40V173L42 172L41 174H44L43 171H37ZM37 172H35L34 174H36ZM13 173H15V175ZM137 173H139V175ZM16 174L19 175V177ZM21 174H23L22 177H21ZM65 174H66V176H65ZM124 174H126V176ZM10 175H13L15 178H13V176H12V178L9 177ZM27 175H29V176H27ZM55 176H57V177L55 178ZM4 177H5V179H3ZM60 177H62V178H60ZM19 178H20V180H19ZM134 179H135V182L133 183ZM14 180H15V182H14ZM90 180L91 181L93 180V182H90ZM96 180H98L97 182L99 184L101 182H103V183L100 184V186H101L100 188L103 189L105 187L106 191L108 192V193H105L106 191H105V189H103L104 193H103L102 197H104V198H96V197H92L91 195H88L87 197H80V194L83 193L81 191L85 190V186L84 185H86L87 182H90V183H87V184H89V186L90 185L92 186V183H93L94 185H98V187H99V184H97ZM142 181H143V183H142ZM17 182H19L18 183L19 185L17 184ZM51 182H53V185H52ZM249 182L250 183L252 182V184H254L255 181H254V179H251V181L249 180ZM104 183H105V185H104ZM138 183H140V184H138ZM158 183H159V185H158ZM129 184H131V186ZM102 185H103V187H102ZM55 186H58V187H55ZM117 188H119V189H117ZM80 189H81V191H80ZM6 190H8V191H6ZM8 192H10V193H8ZM73 192H75V193L73 194ZM111 192H114V195ZM84 193H85V191H84ZM118 193H122V194H118ZM56 194H57L58 197L56 196ZM115 194H118V195L116 196ZM53 195H55V197H53ZM122 195L125 196V197L123 196L124 199H122ZM168 195H170V196H168ZM165 196H167V198ZM116 197H119V198H117L118 200L116 199ZM103 199H105V200H103ZM110 199H113V200H110ZM34 200H36V201H34ZM101 200H103V201H101ZM12 203H13V205H12ZM119 204H121L122 206L119 205ZM260 204H262V203L260 202ZM22 205H23V207H22ZM263 206H262V208L264 209ZM78 207H79V209H78ZM60 208H61V210H60ZM117 210L118 211L122 210L124 213L128 212V214H132V215L136 216L137 220L134 221L135 223L137 222L138 224H140V223H142L144 221L143 222V226H144V224H146V226L148 228L145 226L144 229L147 230V231H145L143 229L142 231L139 232V234H138V232H136V233L133 232V234L135 233L134 235H132V232H131V235L129 236V234H127L128 233L127 230H125L126 228L123 227V226H119L118 225L119 223L116 222V220L114 219L115 218V214H117L116 213ZM104 212H105L106 215L104 214ZM137 213H139V215ZM263 213H264V210H263ZM263 213L260 215V218H259L258 222L253 223L251 221V222H246V223H243L241 225H236V226H233V227L222 226L220 228V230H219L220 232L219 233L221 235L220 236L221 242H219V243L222 244V245L220 244V247L223 250V252H222L223 256L222 257L220 256V260H221L222 264H253V262H255V264H264V256H263L264 255V253H263L264 252V223H263L264 222V214ZM63 214H65L66 217ZM140 214H141V216H140ZM103 215H105V216H103ZM138 216H140V217H138ZM63 217H65V218H63ZM88 219L89 220L92 219V221L91 220L89 221ZM87 221H89V222H87ZM95 221L97 223H95ZM109 223H111V224H109ZM114 223H115V225H114ZM135 223H133V224H135ZM94 224H92V225H94ZM106 224H109V225H106ZM112 224H113V226L115 228L112 226ZM75 225H77V226H75ZM83 225H84V223L82 224V226ZM86 226L87 225L85 224L84 227L86 229H88V230L85 231V234H79V236L82 237V239H84V240L87 239L88 240L87 242H89V243L90 242L92 243V240H93V238L95 236V238L93 240L94 242L92 243V245L93 244H95V245H93V247L91 246V248H94V246H95V249L97 250L95 252L96 258H95V255H93L94 257L92 256L93 258H95L94 260H96L97 263H99V264L100 263L111 264L113 262L114 264L115 263L116 264H120V262H123V260H120L118 262V259H121L122 257H126V255H124L122 253V255H124V256H121V255H119L118 252H114V251H113L114 253L111 252L110 251V247L112 249V242L109 239H107V238L104 239L103 236L100 235L95 229L91 230V228H92L91 226L88 225L87 227H89V228H87ZM108 226H110L111 229ZM70 227L71 228L74 227L73 230L75 232H73V230ZM118 227H119V230L116 231L115 229H117ZM171 228H172V230L175 229L176 231L175 230L173 232L171 231L172 232L170 234L171 236L168 235V237H169L168 241L162 240V243L157 244V247L161 250V252H163V255L165 254L164 256L166 258H168L167 261H166V262H168L167 264L175 263V262L172 261V259H173L172 257L175 255V252H177V249H179L180 247H182L183 249L185 248L184 250L190 249V250L186 251L187 252L186 255L187 256H191L192 259L195 260L194 262L199 263L200 260H201V257L203 255L205 257V253L204 254H199V255H195V254L191 255V253H189V252H192L191 251L192 249L191 248H186L185 245H187L186 244L187 241H190L191 239L189 238L187 232L183 233L184 235L180 232V231H183V230H184L183 232H185V230H186L185 227H182V226H179V225H174ZM113 231H115V232H113ZM72 232H73V234H72ZM75 233H78V234L76 235ZM87 233L90 235L89 237L91 238V240H90V238H87V236H86ZM73 235H74V237H73ZM82 235H85L86 239L83 238L84 236H82ZM130 237H131V239H129ZM168 237H166V238H168ZM97 241H98V243L99 242H101V243L98 245ZM105 241H106V245H105ZM2 242H4V240H3V238L0 237V244H2ZM129 242H128V244H130ZM102 244H103L104 247L102 246ZM107 244H109L110 246H108ZM247 244H249V245H247ZM177 245L178 246L180 245L179 248H177L178 247ZM23 246H25V249L22 248ZM98 246H100L102 248H100ZM58 247H62L61 244L57 243L56 244V249L57 250H59ZM126 247L128 248V245H126ZM98 248H99V250H98ZM129 248H131V246H129ZM17 249H18V252H17ZM95 249H94V251H95ZM100 249L103 250V252L101 250V252H102L101 255H104V256H101L99 254L100 253L99 252ZM23 250H25V251H23ZM106 250H107V252H106ZM172 250H174V251H172ZM234 250H235V252H234ZM259 250H261V251L258 252ZM22 251L24 253L25 252H27V253L24 254V253H22ZM29 251H30V254H29ZM241 251H245V252H241ZM255 251H256V254H255ZM109 252L111 254H114V255H111ZM171 252H172V254H171ZM261 252H262V254H261ZM27 254L29 256L33 257L34 259L29 257ZM257 254H260L261 257L257 256ZM38 255H39V257H38ZM116 255H117V257H116ZM183 255H185V254H183ZM249 255H251V256H249ZM169 256H170V258H169ZM101 257L102 258L104 257L103 260H102ZM106 257H107V259H106ZM30 258L32 259L31 261H30ZM37 258H38V261H37ZM99 258H101V259H99ZM85 259L87 261L89 260V262H87L86 264H88V263L91 264V262H92L91 261V259H92L91 256L90 257L88 256V259L85 256ZM170 259H171V261H170ZM27 260H28V262H26ZM101 260L104 261L105 263L101 262ZM96 261H93L92 264H94V262H95V264H97ZM123 264H127V263H123Z\"/></svg>",
  "mask_w": 264,
  "mask_h": 264
}]
</instances>
